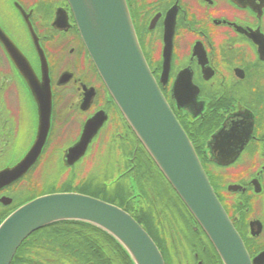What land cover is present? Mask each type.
<instances>
[{
    "label": "flooded vegetation",
    "instance_id": "obj_1",
    "mask_svg": "<svg viewBox=\"0 0 264 264\" xmlns=\"http://www.w3.org/2000/svg\"><path fill=\"white\" fill-rule=\"evenodd\" d=\"M126 2L158 88L192 144L251 264H264V0ZM0 30L27 59L38 79L44 59L52 100L50 131L40 157L24 177L0 189V222L36 197L74 192L118 206L164 252L170 251L168 225L169 238L174 236L175 263L217 264L198 224L111 99L80 38L67 0H0ZM166 59L169 68L163 75ZM29 105H34L30 91L0 43V172L15 166L32 144L37 119L35 108L31 112ZM98 115L105 119L85 156L66 165V152L79 141L86 122ZM223 126L224 162H220L212 146ZM244 131L249 132L246 142L227 160ZM62 139L70 143L65 148ZM96 141V156L92 157L96 175L89 172L79 179L78 174L90 162L78 170L76 166ZM16 151L20 155L6 161ZM38 172H42L41 181L36 178ZM61 172L58 179L47 182ZM173 204L182 218H177ZM170 211L174 217L161 216H169ZM169 218L174 221L166 224ZM158 227L163 242L155 235ZM90 238L95 245L88 251ZM104 239L100 232L82 225L57 224L25 240L11 264H80L78 260L89 255L90 264H115L113 245L106 239V246ZM168 259L166 264L172 262Z\"/></svg>",
    "mask_w": 264,
    "mask_h": 264
},
{
    "label": "water",
    "instance_id": "obj_2",
    "mask_svg": "<svg viewBox=\"0 0 264 264\" xmlns=\"http://www.w3.org/2000/svg\"><path fill=\"white\" fill-rule=\"evenodd\" d=\"M89 57L127 126L203 231L222 264H251L244 245L218 202L185 132L165 101L142 54L126 0H67ZM171 33V31H170ZM0 43L30 91L35 135L25 156L0 172V189L23 177L36 163L51 124L47 66L38 79L23 54L0 30ZM167 45V44H166ZM164 73L169 59L164 63ZM86 122L79 141L65 155L71 166L82 158L105 118ZM239 141L231 159L249 135ZM214 143V144H213ZM215 157L224 162V126L213 138ZM58 223L91 226L113 239L132 264H164L141 226L120 208L77 193L40 196L0 222V264H10L33 233Z\"/></svg>",
    "mask_w": 264,
    "mask_h": 264
},
{
    "label": "rangeland",
    "instance_id": "obj_3",
    "mask_svg": "<svg viewBox=\"0 0 264 264\" xmlns=\"http://www.w3.org/2000/svg\"><path fill=\"white\" fill-rule=\"evenodd\" d=\"M9 97V96H8ZM13 100L10 98L9 99V103L10 102H12ZM29 108H30V111L31 112H33V109H34V105H29ZM64 139H62V148H65V147H67L69 144H68V142L67 141H63ZM97 142V143H96ZM94 144H93V146L90 148V150H89V152H88V154L86 155V159L85 160H83V161H81V163L80 164H78L77 166H76V169L78 170L79 168H81L84 164H87L88 162H90L91 163V167H90V163H88L85 167H84V170L81 172V173H79L78 174V178L79 179H82L83 177L85 178L86 177V175L90 172V175H91V173L93 172V175L92 176H94V175H96V170H93V168L94 167H92V163L93 164H95V160L94 159H92V157H95L96 155H95V152H93L94 151V149H95V147H97V145H98V141H96ZM14 154V155H13ZM12 155H10L9 157H8V159L6 160V161H10V160H13V159H15L18 155H20L19 154V151H16V153H13ZM51 160V159H50ZM45 167V166H44ZM57 170L59 171V167H57ZM44 171H50V169L49 168H44ZM97 173H98V171H97ZM62 174V172L60 173V174H57V175H54V176H51V177H49L48 178V180H47V182L48 183H50L51 181H55V179H58L59 178V176ZM99 174V173H98ZM41 176H42V172H38V174H36V178L39 180V181H41ZM61 179H62V176L60 177ZM59 190H61V189H59ZM132 196L134 197V201H137L138 199H139V197H138V195H137V192L133 189L132 190ZM172 214H173V212H172ZM174 215V214H173ZM163 218H164V216L163 215H161ZM178 219H179V217H177ZM169 220V222L170 223H172V221H173V218H169L168 219ZM165 227H166V231H167V233L168 234H170L171 233V230L168 232V225H165ZM170 229V228H169ZM167 234V236H166V241H167V244H168V247H169V252H168V254L169 255H167V257L168 258H171V261L172 262H170V259H168L169 260V262H170V264H177V263H175V260H176V262L178 261V259H177V256H176V254H175V252H174V250H172V241H173V239L171 238V236L174 238V236H173V234L172 235H170V238H169V235ZM185 235H186V233H185ZM185 250L187 251L188 250V248H187V246H186V244H185ZM174 261V262H173Z\"/></svg>",
    "mask_w": 264,
    "mask_h": 264
},
{
    "label": "trees",
    "instance_id": "obj_4",
    "mask_svg": "<svg viewBox=\"0 0 264 264\" xmlns=\"http://www.w3.org/2000/svg\"><path fill=\"white\" fill-rule=\"evenodd\" d=\"M172 206L175 207L174 209L176 210L177 216L180 217V218H182L183 215L180 214V210H179L178 206H175L174 204ZM167 217H174L173 214H172V211H170V215L169 216L168 215H165L164 218H167ZM155 220H156V216H155ZM165 220H167V223L166 224H169L170 223L168 219H165ZM173 221H174V218H173ZM82 226L87 227V228H90L92 230L94 229L92 227H88V226H85V225H82ZM159 229L160 228L158 227V231H155V235L158 236L159 238H162L161 241L163 242V237H161V235L159 233ZM94 230H96V229H94ZM96 231H98V230H96ZM101 234L105 238L104 239L105 241H103V240L102 241L104 242V244L106 246H107L106 239L107 240L109 239L110 242L113 245V257H114L115 264H132L131 261L129 260L128 256L125 254V252L121 249V247L113 239H111L109 236H107L106 234H104L102 232H101ZM155 240H156V238H155ZM91 245L94 246L95 244L94 243L92 244L91 238H90V240L88 241V249H87L88 251H90L89 248H90ZM99 246H100V243H99ZM161 251H162L161 253H162L163 258L166 261L167 255H169L168 254V251H166V252H164L163 250H161ZM89 256L90 257L88 259L87 258H83L82 260L79 259L78 261L80 262V264H90V262H92V255H89ZM93 258H94V256H93ZM215 258H216V260H218V257L215 256ZM217 264H220L219 261H217Z\"/></svg>",
    "mask_w": 264,
    "mask_h": 264
}]
</instances>
